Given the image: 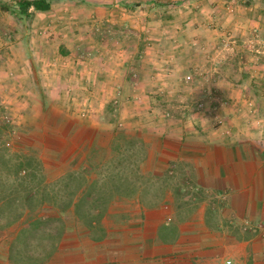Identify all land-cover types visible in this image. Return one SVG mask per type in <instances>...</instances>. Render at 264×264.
Wrapping results in <instances>:
<instances>
[{
	"label": "crops",
	"instance_id": "1",
	"mask_svg": "<svg viewBox=\"0 0 264 264\" xmlns=\"http://www.w3.org/2000/svg\"><path fill=\"white\" fill-rule=\"evenodd\" d=\"M49 1L22 26L0 22L17 39L0 44V109L16 129L35 128L46 151L60 142L44 156L60 178H97L86 176L88 149L136 138V172L150 184L113 195L103 233L62 220L42 264H264V0H187L186 11H165L167 22L145 9L164 0ZM229 33L236 46L216 43ZM251 33L255 43L242 40ZM220 48L242 54L232 72ZM84 95L90 116L77 122L68 106ZM114 97L119 114L105 121L99 103ZM8 235L0 264H20Z\"/></svg>",
	"mask_w": 264,
	"mask_h": 264
},
{
	"label": "trees",
	"instance_id": "2",
	"mask_svg": "<svg viewBox=\"0 0 264 264\" xmlns=\"http://www.w3.org/2000/svg\"><path fill=\"white\" fill-rule=\"evenodd\" d=\"M30 10L49 11L50 1L14 0L0 3V11L9 14L21 26L30 21ZM124 164V159L119 160L113 166L114 170L124 168L111 176L104 173L106 175L100 174L89 180L85 178V173L79 176L69 174L53 184H47L38 171L40 164L30 158L13 159L0 150V172L4 174L0 177V220L4 221V227L16 223L20 225L12 242L18 259L25 263L42 264L51 257L65 231L62 220L68 217L76 219L88 229L103 233L100 222L106 214L109 198L120 194V189L128 184L124 169L130 167L131 176L140 179L136 166Z\"/></svg>",
	"mask_w": 264,
	"mask_h": 264
},
{
	"label": "rangeland",
	"instance_id": "3",
	"mask_svg": "<svg viewBox=\"0 0 264 264\" xmlns=\"http://www.w3.org/2000/svg\"><path fill=\"white\" fill-rule=\"evenodd\" d=\"M134 1V0H133ZM132 1V2H133ZM179 2L178 4L175 2ZM164 0V4L161 3L160 1L155 2V4L153 6H145V9H150L152 8L153 10H160V12L162 11L163 14H161V19L165 20V22H167V17L164 15L165 11H172V10H176V9H180V10H187V0ZM2 1L0 0V3ZM138 4V3H135ZM143 9V8H142ZM155 12V11H154ZM154 12L152 13L153 15L150 17L149 23H154L153 19L158 18L157 14H154ZM0 22L3 23L4 26H8V24L10 26H12V24H17L13 18L6 13L5 18L4 19H0ZM256 34L251 33L249 35H247V37L242 36V40H245L247 42L250 43H255L253 40H257V38L255 37ZM12 36V37H11ZM119 36V35H118ZM147 37H150V34H148ZM259 39L261 38V36L259 35L258 37ZM263 38H264V34H263ZM13 39V41H17L16 38H14L13 33H9L8 31H5L4 33L0 32V44L3 42H7L9 41V43H13V41H11ZM240 41V35H232L229 33V35H224L221 34V37L218 36L216 43L220 46H228L229 44H234V46H236L237 41ZM235 41V42H234ZM244 52H248L247 50H243ZM219 53H223V57H224V62H225V67H227L229 69L230 72H232L235 67L237 66V59L241 58V55L238 56V53L233 49H227V48H220V50H218ZM55 54V51H54ZM229 54V55H228ZM245 54V53H244ZM243 54V55H244ZM231 74V73H229ZM52 76H55V82L59 81L60 76L63 77V75H59L58 73H52ZM54 82V83H55ZM53 83V85H54ZM104 101L106 100L105 98H102ZM117 97L112 98V100L110 99L109 101H106V103H99L102 107L101 110L103 113V115H101L105 121H109L111 122V120H113L114 117H111L113 114L116 116L114 118V120L117 119V115L119 114V107L117 105ZM79 101H80V105H77L76 107L74 106H68L69 109V113L71 114L73 113L74 115L73 118L79 120L77 122H80V120H86L89 116H90V112L89 109L91 108V101H89V98L87 95L80 96L79 97ZM226 103L228 107V100L222 99V103ZM70 104V103H69ZM196 104V103H195ZM63 106V105H61ZM73 107V108H72ZM61 109H64L65 106L59 107ZM100 108V107H98ZM203 106H202V102H199L196 104V109L197 110H202ZM5 110L0 109V150L8 153L9 155L12 156L13 159H22V158H30L33 159V161L35 163H37L39 165V167H37L39 170L40 175L42 176L41 179H43L44 183L47 184H53L57 179L60 178V174H62L61 172H59L61 170V168H56L55 170H52L51 167L47 166V163L44 159L45 153L50 154V155H54L58 153V148L60 149L62 146L60 144V142L57 140V144L54 145L55 148H57V150H50V151H46L44 149V146L40 143L41 142V136H36L34 135L35 133H38L37 130H35V128L31 127L29 128L27 125H23L21 126V129H16L17 125L13 124L12 121H14V117L10 116L7 112H5ZM107 113V114H106ZM84 116H81L83 115ZM245 114H247L248 116H253L255 114H253L252 112H245ZM24 113H21L20 116L21 117H25ZM16 120V119H15ZM20 121L22 119H19ZM25 124H27L24 121ZM22 121V124H24ZM111 124V123H110ZM116 125L118 127L119 123ZM35 130V131H34ZM122 132V131H119ZM38 135V134H37ZM133 138L126 136L124 134H118L115 137L114 140V144L111 145V147L109 149H100V148H87L88 149V153L90 154L91 157H95V160L97 162H92L91 166L90 165H86L87 169L88 167L91 168L90 171H88L89 173L86 174V176H88L89 178H95L98 177L97 173L95 170L97 169V167H92V164L95 165L96 164H101L102 165L98 166V170L100 171L99 173H109V176L115 174V172L122 170L124 167H120L117 171L114 170V165L121 159H124V165H127L128 163L133 164V166L137 167L139 166V160H141L142 158V151L143 148L140 145V143L138 141H136L137 139H135V142L130 141ZM36 142V143H35ZM105 142V141H104ZM39 143L41 145H39ZM52 151V152H51ZM49 152V153H48ZM51 152V153H50ZM131 168H134V167ZM83 166V168H86ZM73 168V167H72ZM95 169V170H94ZM130 170L128 168L124 169L125 175H127L128 177V184L127 186H123L120 189V194H116L115 198L117 197H121L124 194L125 196L127 195H131L134 191L133 189L135 188V185L137 184H150L149 183V179H148V183L146 182L147 179H136L134 176H131V173L129 172ZM66 174V173H65ZM104 174V175H106ZM77 176L82 175V173L76 174ZM4 176L3 172H0V177ZM87 178V177H85ZM146 178V177H145ZM103 180V179H101ZM105 181H109L110 180L108 178H104ZM133 182L132 186L131 183ZM107 184V183H106ZM114 198V200H115ZM111 198H109L108 203L110 202ZM113 201V200H112ZM107 203V204H108ZM106 204V205H107ZM21 222V221H20ZM11 226H15V228L11 227ZM20 229V225L19 223L10 225L9 227H4V221L0 220V236H4V235H8V237L13 236V234H17V231ZM0 241H3L2 237L0 238ZM0 248H2V244L0 242ZM18 262L20 264H22V261L17 259ZM38 264V263H35Z\"/></svg>",
	"mask_w": 264,
	"mask_h": 264
},
{
	"label": "built area",
	"instance_id": "4",
	"mask_svg": "<svg viewBox=\"0 0 264 264\" xmlns=\"http://www.w3.org/2000/svg\"><path fill=\"white\" fill-rule=\"evenodd\" d=\"M233 1H244V0H233ZM81 116H84V114L83 115H81ZM229 264V263H228Z\"/></svg>",
	"mask_w": 264,
	"mask_h": 264
}]
</instances>
